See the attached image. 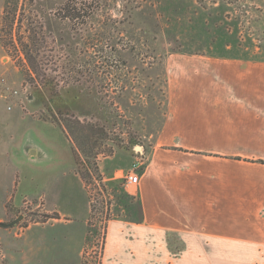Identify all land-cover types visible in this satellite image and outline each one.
Returning <instances> with one entry per match:
<instances>
[{
	"label": "crops",
	"instance_id": "crops-1",
	"mask_svg": "<svg viewBox=\"0 0 264 264\" xmlns=\"http://www.w3.org/2000/svg\"><path fill=\"white\" fill-rule=\"evenodd\" d=\"M166 76L164 121L140 152L138 184H123L133 216L107 222L100 264H264V57L174 55ZM18 86L0 88V223H23L34 183L26 168L38 151L20 131L27 111L5 89ZM69 158L84 203L42 202L46 221L0 226L4 264H80L90 203ZM133 159L113 175L123 178Z\"/></svg>",
	"mask_w": 264,
	"mask_h": 264
},
{
	"label": "rangeland",
	"instance_id": "rangeland-1",
	"mask_svg": "<svg viewBox=\"0 0 264 264\" xmlns=\"http://www.w3.org/2000/svg\"><path fill=\"white\" fill-rule=\"evenodd\" d=\"M65 2H34L46 36L40 43L43 62L47 75L55 78L56 95L50 96L39 80L26 82L0 47V79L19 85L14 90L27 111L20 131L38 151L26 168L34 182L26 199L30 204L17 224L46 221L51 215L43 212L42 202L59 210L84 203L71 152L93 205L80 264H98L108 218L133 216L125 180L121 173L113 175L114 167L132 158L135 163L164 121L166 61L174 55L262 59L264 0H81L84 11L96 9L75 21L56 16ZM18 5L27 2L18 0ZM4 84L0 81V88ZM174 248L179 251L181 245Z\"/></svg>",
	"mask_w": 264,
	"mask_h": 264
},
{
	"label": "trees",
	"instance_id": "trees-1",
	"mask_svg": "<svg viewBox=\"0 0 264 264\" xmlns=\"http://www.w3.org/2000/svg\"><path fill=\"white\" fill-rule=\"evenodd\" d=\"M80 1L66 0L58 9V13H55L58 14L56 16H58L59 19L69 21L89 17L94 9H96L95 6L84 11L79 7V4H81ZM24 2H27V6L23 8L21 6L19 8L18 0H4L0 16V45L6 55L17 63V67L25 77L26 82L28 80H39L41 87L53 97L58 93L57 84L55 78L50 77V75L46 73L47 65L43 62L44 56L42 55V46L40 45V43L46 40L42 17H40V12L38 13L37 6L34 4L35 0H24ZM49 51L53 52L52 49ZM52 122L56 123L63 131L65 130L58 122ZM73 156L74 159H76L74 149ZM79 175L81 180L85 183V176ZM92 211L93 205L90 204V213H92ZM109 220L108 218V221ZM98 264H100V260Z\"/></svg>",
	"mask_w": 264,
	"mask_h": 264
},
{
	"label": "built area",
	"instance_id": "built-area-1",
	"mask_svg": "<svg viewBox=\"0 0 264 264\" xmlns=\"http://www.w3.org/2000/svg\"><path fill=\"white\" fill-rule=\"evenodd\" d=\"M0 81L2 83H5V80L3 78H1ZM5 89L8 91V94L11 97H18L20 95L19 91H17V90L8 89V88H5ZM18 101L20 102V105L22 106V101L21 100H18ZM139 155L140 156L136 160V162L132 164L130 171L123 177V179L125 180V183L128 185H137L138 184L139 176H138L137 170H138V166L141 162V158H142L141 154H139ZM0 256L2 257L1 253H0Z\"/></svg>",
	"mask_w": 264,
	"mask_h": 264
},
{
	"label": "water",
	"instance_id": "water-1",
	"mask_svg": "<svg viewBox=\"0 0 264 264\" xmlns=\"http://www.w3.org/2000/svg\"><path fill=\"white\" fill-rule=\"evenodd\" d=\"M21 218L22 217H17V218H15L14 220H12L11 222H9V223H0V226H2V227H5V228H7V227H12V226H14L15 224H17L20 220H21Z\"/></svg>",
	"mask_w": 264,
	"mask_h": 264
}]
</instances>
